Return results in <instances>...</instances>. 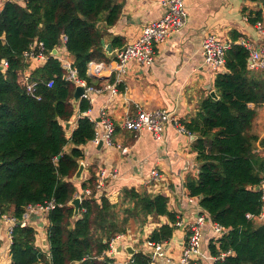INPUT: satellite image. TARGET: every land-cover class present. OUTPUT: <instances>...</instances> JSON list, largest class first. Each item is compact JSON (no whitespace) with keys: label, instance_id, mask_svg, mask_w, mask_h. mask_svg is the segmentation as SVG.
I'll return each instance as SVG.
<instances>
[{"label":"trees","instance_id":"trees-1","mask_svg":"<svg viewBox=\"0 0 264 264\" xmlns=\"http://www.w3.org/2000/svg\"><path fill=\"white\" fill-rule=\"evenodd\" d=\"M122 6V0H5L0 9V60L8 62L0 70V215L21 220L27 206L51 199L57 204L46 215L48 253L35 245L33 226L14 225L11 264H116L106 254L112 238L134 229L142 232L148 217L168 219L147 237L154 243L169 241L177 227L178 216L168 209L163 191L126 185L117 200L110 201L102 189L95 190L94 167L79 183L91 194L82 196L79 215L73 216L68 203L78 194V181L72 176L84 157L81 146L95 135V122L82 115L91 105L85 99L73 102L75 85L64 80L59 62L49 54L29 73L37 82L34 96L23 82L30 65L23 53L30 44L39 40L48 53L65 39L79 77L93 84L87 65L110 59L102 39ZM123 44L122 37L112 36V49ZM247 57L244 46L231 44L225 71L214 77L218 98L208 94L183 123L196 136L192 149L198 163L197 175L186 178V193L199 198L206 216L225 230L208 244L213 264H264V222L257 219L263 201L256 189L264 175V158L256 151L258 135L252 131L264 105V68L248 69ZM49 79L51 87L46 85ZM76 110V127L68 136L65 125ZM68 144L72 147L65 151ZM149 263L148 255L138 250L125 264Z\"/></svg>","mask_w":264,"mask_h":264},{"label":"crops","instance_id":"crops-1","mask_svg":"<svg viewBox=\"0 0 264 264\" xmlns=\"http://www.w3.org/2000/svg\"><path fill=\"white\" fill-rule=\"evenodd\" d=\"M4 1L0 0V9ZM122 1L123 6L117 22L106 30L102 39L105 53L110 58L105 63H110L115 51L119 49V47L112 49V36L122 37L124 46L138 35L142 25L159 18L164 12L155 0ZM260 2L261 0H184V8L188 15L187 23L180 31L155 46L154 63L150 66H140L129 62L125 73L120 76L115 93L107 91L91 95L90 111L86 114L97 119L100 109L105 108L114 125L112 139L115 145L98 146L97 143L90 141L81 146L84 169L82 178L76 182L78 192L81 190L79 183L89 176L92 167L95 169V176L101 169H105L102 191L110 201L115 202L119 189L123 186L146 187L144 179L153 168H156L164 179V186L159 191H163L168 197L167 207L170 211L184 221L191 220L197 212L203 211L199 203L188 200L184 185L188 175L196 176L198 173L196 152L192 149L195 137L180 134L171 124H167L162 130L160 140H157L150 131L135 133L126 130L122 122L126 115L135 114L139 109L164 108L175 114L182 123L193 117L201 101L208 96L210 89H214L215 76L204 64L200 51L203 36L215 31L231 43L239 38H245L255 49H264V35L256 30L252 22V19L259 17L264 25V15L260 13L258 5ZM20 3L23 5V2ZM234 35L237 36L235 41L232 39ZM106 45H109L110 50ZM43 63L33 60L27 72L30 73ZM110 69L108 65L103 66L99 76L88 77L96 86L104 84L114 75L107 73ZM77 115L76 110L69 123L68 136L76 127ZM252 131L258 135L256 151L264 158V144L261 143L264 138V105L256 113ZM71 147L72 145L68 144L65 151H69ZM113 172L115 176H112ZM257 219L264 222V206L262 217ZM27 223L36 230L35 245L42 252L48 253L46 217L39 215L36 219L30 215ZM163 223H168L165 216H160L158 220L148 217L142 232L131 230L115 240L106 254L113 257L116 264H125L130 256L123 247L131 245L135 252L138 250L143 252L142 241L147 239L154 228ZM10 227V223L0 215V264H11L8 258L11 244ZM212 239V228L209 223H205L201 230L200 264H213L215 260L208 250V244ZM184 242V228L176 227L171 239L164 246L165 255L171 262L160 260L159 263L177 264Z\"/></svg>","mask_w":264,"mask_h":264},{"label":"built area","instance_id":"built-area-1","mask_svg":"<svg viewBox=\"0 0 264 264\" xmlns=\"http://www.w3.org/2000/svg\"><path fill=\"white\" fill-rule=\"evenodd\" d=\"M156 4L163 9V14L156 19L146 22L142 25L138 35L131 41L125 44L122 48L115 51L110 63L90 61L87 65L86 73L91 76H99L103 71V66H110L111 69L107 72L109 75H113V81H108L101 85L89 84L86 80L82 79L78 75L77 69L73 65V58L65 47V39L62 43L55 47V54L47 53L43 43L41 41H34L30 44L29 49L23 53L25 61L32 62L33 60L45 62L48 58V54L53 56L63 69V78L65 81L76 85H82L84 88L80 99H85L89 103L91 102L92 94H102L104 92L115 93L120 76L125 73L126 65L129 62L137 63L140 66H150L155 61V46L158 43L165 41L170 35L180 31L187 23L188 15L184 8V0H155ZM260 13L264 15V2L259 4ZM256 30L264 35V25L260 19L254 22ZM235 43L244 46L248 50L247 68L250 70H260L264 68V49L257 50L252 43L245 39L239 38ZM231 41L223 39L215 31H210L203 36L201 40L200 51L204 64L208 70L214 76L217 73L225 71L226 65V50L231 46ZM100 65L101 69L96 70ZM8 62L5 59L0 60V70L7 68ZM107 75V74H106ZM29 73L24 71L23 82L28 93L34 96L37 82L29 79ZM53 84V79H49L46 82L48 87ZM38 98V97H37ZM90 108L83 112L82 115H87ZM88 118L95 122V135L91 140L93 143H98L99 140L103 142L105 147H111L115 145L112 135L114 132V125L107 116L105 108H101L99 111V121L95 118L87 115ZM123 127L126 130L132 132H140L143 130L150 131L154 138L160 140L162 136V130L167 124H171L175 130L184 134L187 137H193L194 134L189 132L184 124L178 119V117L164 108H157L153 110L139 109L135 114L126 115L122 122ZM264 140V138H263ZM264 168V167H263ZM104 173L105 169H101V172L96 175L95 190L100 191L104 186ZM112 176H115L113 172ZM144 185L153 191H159L164 186V179L161 172L153 168L149 175L144 179ZM261 190V200L264 206V175L259 186ZM91 194L90 188L81 189L77 194L82 200V196H88ZM188 200L193 203H198L199 198L188 196ZM56 202L51 199L44 205L27 206L21 220H17L13 216H7L2 214V218L10 223V236L12 228L19 222L20 226L28 225V218L30 215L38 214L46 217L47 213L54 209ZM60 206V204H58ZM263 208V207H262ZM262 217V211L257 216ZM205 223H209L213 231V239H218L225 232L219 224L212 222L204 213L199 211L191 220L184 221L178 217L176 222L177 227L184 228L185 230V242L181 255L177 260V264H200V250H201V230ZM124 235H117L110 240V248H112L115 240L123 237ZM169 241L161 243H154L148 239L142 241L143 252L148 255L150 259L149 264H160V260H164L167 263L171 262V259L165 255L164 246ZM148 249V251H147ZM37 264H44L42 261H38Z\"/></svg>","mask_w":264,"mask_h":264},{"label":"water","instance_id":"water-1","mask_svg":"<svg viewBox=\"0 0 264 264\" xmlns=\"http://www.w3.org/2000/svg\"><path fill=\"white\" fill-rule=\"evenodd\" d=\"M102 43H104L103 40H102ZM106 48L108 50H110L109 45H106ZM55 53H56V50L52 49L51 54H55ZM99 69H101L100 65L97 66L96 70H99ZM92 77H96V76H92ZM83 91H84V88L82 85H76L75 86V89L73 92V98H72L74 103L79 101L80 96L83 93ZM209 95L213 98H218V96L216 95L215 89H210ZM96 121H99V118H97ZM68 126H69V123H66L65 128L67 129ZM193 137L196 138V136H193ZM97 144H98V146H102L103 142L101 140H99ZM83 169H84V162L81 161L78 164L77 170L75 171L74 175L72 176L73 181H79L82 178ZM256 189H259V187L257 186ZM150 194H152V192H150ZM80 203H81V198L78 195H75L74 198L69 201L68 204L73 207V216L79 215ZM31 216L35 217L36 219L39 218L38 214H33ZM16 225H19V222H17ZM129 239H131V236H129ZM119 248H121V246ZM123 248L127 252L128 256H130V257L135 253V249L131 245H126Z\"/></svg>","mask_w":264,"mask_h":264},{"label":"rangeland","instance_id":"rangeland-1","mask_svg":"<svg viewBox=\"0 0 264 264\" xmlns=\"http://www.w3.org/2000/svg\"><path fill=\"white\" fill-rule=\"evenodd\" d=\"M133 229V228H132ZM139 231V230H138Z\"/></svg>","mask_w":264,"mask_h":264}]
</instances>
